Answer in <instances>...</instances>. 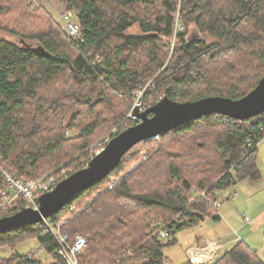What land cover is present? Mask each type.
Here are the masks:
<instances>
[{"label": "trees", "instance_id": "trees-1", "mask_svg": "<svg viewBox=\"0 0 264 264\" xmlns=\"http://www.w3.org/2000/svg\"><path fill=\"white\" fill-rule=\"evenodd\" d=\"M40 1L0 0V29L18 36L25 43L36 41V47L48 53L44 57L32 51V48L0 39V157L3 167L18 178H39L46 171L80 154L64 165L70 175L83 168L95 155L86 150L85 142L100 130V122L103 121L101 115L97 122L80 129L74 124L73 118L65 125L67 112H61L62 108L53 98L55 94L48 97L50 91L46 90L51 89L55 80L66 72L77 83L86 82L91 87L105 85L113 96L126 98L162 67L166 58L163 50L169 44L167 41L175 35L178 42L172 59L176 57L175 62L180 71H174L170 61L163 74L154 81V85L160 84L161 88L157 86L158 89L171 100L181 97L182 100H195L210 96L237 100L250 92L264 76V65L248 68L244 61L264 63V0H57L63 12L73 14L72 21L79 26L81 40L64 33L49 10L40 5ZM19 22H23L19 25L20 31L11 27L13 23ZM178 22L184 32L176 28ZM135 24H138L140 36L129 34ZM189 28L218 41L228 40L232 45L228 52L242 56L244 62L241 64L243 70L248 72L247 76L245 73L233 75L235 79L228 83L224 79L226 77L206 72L204 63H213L224 52L218 42L207 44L203 40H195L188 43L183 40ZM141 52L142 56L135 59L134 67L129 68V61L134 58V54L140 55ZM96 57L101 58V62L94 63ZM182 72L184 74L178 78L177 75ZM97 88L95 92L99 91ZM44 93L46 96H43ZM82 99L88 104L89 110L99 103L110 102L102 91L97 96L91 93ZM139 106L143 110L142 105ZM117 113L111 118V130L124 117L123 112ZM128 120L127 126L137 123L131 118ZM78 129L79 137H65L66 131ZM81 134L84 137L83 144L78 143ZM112 136L109 134L107 140ZM263 139L264 113L244 121L218 115L193 120L158 139L138 143L125 155L137 147L145 150L147 145L159 141L166 143L176 140L179 147L184 142L186 146L200 149L213 145L220 162L216 178L212 176L213 166H204L198 174L203 179L196 181L197 187L180 180L181 184L172 192L165 191V195L151 193L145 187L135 193L134 188L137 186L129 181L130 176L122 179L118 185L113 186L111 181L115 174L125 169L124 155L108 177L88 188L58 214L42 223L0 234V248L8 246L12 249L20 242L34 238L49 256V264H67L56 254L55 241L45 222L52 225L60 223L62 233L70 236L81 234L87 238L86 248L79 255L78 264H98V261H92L97 257L96 252L106 249L110 252L109 247L114 241L118 248L112 252V258L116 261L111 264H164L163 250L176 242L173 237L175 233L198 224L200 216L203 219L210 217L215 222L219 220L212 206L213 202H217L212 191H222L243 180H261L256 156L257 146ZM248 143L252 147H248ZM161 149L148 152L151 156L150 165L160 161L159 152L166 153L163 146ZM169 157L173 158L172 155ZM137 161L138 158L132 160L131 164ZM43 165L50 167L44 171L41 168ZM168 171L175 180L180 179L176 167L170 166ZM144 175L145 171L142 170L141 176ZM191 189L197 193L205 190L213 200L208 198L209 202H206L199 199ZM96 196L97 199L91 205L87 204ZM110 196V200L116 196L115 199L118 197L120 200L132 201L138 208L157 211L148 215L150 218L145 222V227L143 223L139 226L131 212L122 211L127 219L113 216L107 202L101 200L102 197ZM94 204H98V208L106 207L104 216L109 223L100 225L106 227L101 235H93L96 223L90 225L87 222L88 215L98 211L94 212ZM26 207L25 201L19 199L16 207L0 215V218L11 216ZM83 209L86 210L80 214ZM165 212L170 214L166 215ZM177 215L181 216L182 221L176 222L172 218ZM159 225L169 231V239L165 242L157 236ZM129 238H132L133 243L128 241ZM255 253L244 241L239 240L212 264H264ZM0 264L44 263L37 261L34 253H29L13 254L7 259L1 257ZM105 264H109V260ZM184 264L190 263L186 261Z\"/></svg>", "mask_w": 264, "mask_h": 264}, {"label": "rangeland", "instance_id": "rangeland-1", "mask_svg": "<svg viewBox=\"0 0 264 264\" xmlns=\"http://www.w3.org/2000/svg\"><path fill=\"white\" fill-rule=\"evenodd\" d=\"M39 3L41 6L43 5L46 7V9L49 10L51 15L60 24L63 32L65 33L64 31L65 23H63L64 19L62 18L65 12H63L61 4L57 0H41ZM6 22L7 21H5V23ZM21 23L23 22H19L18 24L13 23L11 27H13V29L17 31H20L21 29L19 25ZM30 25H32V23H30ZM180 25H181L180 22H178L177 24L178 31L184 32L183 27ZM35 26H37V24H35ZM6 27H8V24L6 25ZM129 34L140 36L138 24H135L133 26ZM0 39H5L20 47L25 46V47L35 48L36 43H37L36 41L26 42V43L22 42L18 36L8 34L2 28L0 29ZM182 39L186 40L188 43L191 41L195 42V40H198V41L203 40L207 42V44L216 43V42L220 43L222 47V52L224 53L221 56H219L213 63H206V64L204 63V66H205L206 72H210L214 76H218L220 74L221 76L226 77L224 79H227L228 83L232 79H235L237 75L239 76L245 73V76H247L248 72L243 70L241 62L245 61L247 63L248 68L261 67L264 65V63L257 61V60L251 61V62H249L248 60L243 61L241 55L230 53L231 51L228 52L229 50H231V47H232L231 43L228 42V40L218 41L216 38L208 36V34L203 36L199 34L198 31L194 28H189L188 31L184 33V37ZM167 42L169 44L168 46L166 44V47L163 50L164 54L166 55V58L164 60L162 67L157 69L154 75L153 76L151 75L145 81L144 85H141L140 87H138L136 90L130 93V95L127 96L126 98H118L116 96H113L109 90H106L107 87L105 85L102 87L101 86L91 87V85L86 82L77 83L76 81H74L73 77L67 74V72L64 75L59 76L55 80V82L51 86V89L49 88L46 90L47 92L50 91V94L48 97H50V95L55 94L53 98L57 100V104L60 105L59 107L62 108L61 112H67L65 115V125H68L69 122L73 118L74 124L80 129L81 127L85 125L88 126V125H91L92 123L97 122L98 118H100L99 116L101 115V117L103 118V121L100 122L101 123L100 130L98 131L96 135L90 136L89 138H87L85 142L87 144V148H86L87 151H91V152H94V154H96L97 152L100 151L101 148L104 147V144H106L107 136H109V134L112 136L113 134H117V132L121 128H124L123 130H125L126 128L132 126V124H129L127 126V124L129 121L128 119L130 118L129 115L132 109L136 105L141 104L143 109L149 108V106L154 105L156 102H158L165 96L163 95V91L158 89V87H160L159 86L160 84L154 85V81L157 80L163 74L166 67L169 65L170 61L172 62V65H173L172 69L174 71H178V72L180 71L179 66H177L175 62L176 57L172 59L175 53L174 52L175 47L178 42L177 38H175V35H174ZM134 55H135L134 58H132L129 61V68L134 67L135 59H138L137 57L142 56V52L140 55L139 54L138 55L134 54ZM141 60L143 61L144 59L141 57ZM96 62L97 63L101 62V58L94 60V63ZM183 74L184 72L178 74L177 77L179 78V76L181 77ZM233 75H236V76L233 77ZM95 88H97L99 91L95 92L96 91L94 90ZM100 91H102L108 96V99H110V102L109 103H103V102L99 103L96 107L94 108L91 107L93 108L92 110H89L88 104L86 103L84 99H82V97L83 96L89 97L91 93L94 96H97ZM157 91H162V92H157ZM43 96H46V93H44ZM189 97H193V96L189 95ZM195 100H198V99H195ZM195 100H191V99L182 100V97H181L173 101L178 102V103H183V102H190V101H195ZM117 111L123 112L124 117H122L119 123L111 130L110 129L112 126L111 123H113L111 122V118L113 116L118 115ZM51 120H53V115L51 117ZM51 122L52 121H50V123ZM79 129L66 131L65 137L67 139H75L79 137L80 135ZM168 140H170V138ZM78 141H79L78 143L83 144L84 137L82 134ZM161 146L165 148V152L167 154L166 153L161 154L159 152L160 161L157 160L158 162L155 161L152 165H150L151 156L149 155L148 152L149 151L153 152V150L157 151L161 149ZM187 146L183 142L181 143V146L179 147L177 144V141L172 140V141H167L166 143H163L160 141L155 142L152 145H147L145 147V150H142L141 148L137 147L136 149L133 150L132 153H130L129 155L127 154L128 156L125 155L123 157V161L125 163L124 164L125 169L123 166V169H124L123 172H119L114 175V178L111 180L113 186L118 185L122 179H125L128 176H130L128 177L129 181H131L133 185L137 186L134 188L135 193L138 189L145 187L146 191H149L151 193H157L159 195H165L164 193L165 191L168 190L169 192H172L175 188L178 187V185L181 184L180 182L184 180H186L190 184L189 186L197 187L196 181L203 179V177H198V174L201 173L200 169L204 166L208 168L213 166V170H211V172H212L213 178H216L218 172L220 171V168H219L220 162L218 160V156L215 153L216 151L213 145L212 146L207 145V147L203 149H200L199 147L194 148L190 145H187ZM168 153H171V154H168ZM169 155H172L173 158L169 157ZM79 156L80 154H77L76 156L72 157L71 160L46 171L45 174L41 175L40 177L51 174V173H55V175L57 176L59 172H62V171H64L66 174H69L70 172L69 169H66L64 165L69 163L70 161H73L75 158ZM136 158H138L137 163L131 164L132 160H135ZM257 158L259 159L257 162V167L262 174V178L261 180H259V182H250L248 180H243V181L238 182L235 186H230L219 192L212 191L211 193L214 198H217L219 200L222 208L230 210L231 209L230 207L233 206L237 209L239 214L244 212L249 218H251L253 224L258 226V229L255 230L257 231V233L255 235H254V232L251 233L253 237H251V239L249 240V243L251 244L252 242L256 241V245H252L251 247L256 250L255 254L258 257H259V254L257 251L261 252L262 254H260V258L264 260V191L261 190L257 194H255L256 193V192L254 193L255 190H253L249 186V183H250L251 185H253V187H262L263 186L262 184L264 183V139L258 144ZM170 166H174L179 170L178 176L180 179L175 180L174 177H172L169 174L168 168ZM49 167L50 165L48 166L43 165L41 168H44V171H45ZM54 170L56 171L54 172ZM142 170L145 171L144 176H141ZM247 185L249 187H247ZM208 188H210V186ZM238 189H240V193L236 194V192L239 191ZM191 191L194 196H197L198 193L194 189H191ZM204 191H201L200 194L203 193ZM252 193H254L255 195ZM251 194L253 196H251ZM99 195L100 194H98V196ZM98 196L94 197L91 201H87V204L90 203L91 205L92 202L95 201ZM245 196L246 198L250 197L248 202L243 201ZM111 197L112 196L108 198L102 197L101 200L103 199L104 201L107 202V205L110 211L112 212L113 216L118 217V218L119 216H121V218L127 219L124 216L122 211L131 212L132 214L135 215L133 219L137 222L139 226L141 225V223H143L142 224L143 226L145 222L149 220L150 217H148V215H150L152 212L157 211V210L153 211L151 209L145 210V207L138 208L135 204L132 203V201L129 202L128 200H123V199L120 200L118 197L117 199H115L116 196L112 198L111 199L112 201H111L110 200ZM210 200L212 201L213 199H210ZM94 207H95L94 212L96 210L98 211L92 214L90 213L87 217L88 219L87 222L90 225L92 223H96L95 230L92 231L93 235L94 234L101 235L106 230L105 229L106 227L105 226L102 227L100 225L104 224L105 222L109 223L108 221H106V217L104 216L106 212V207L101 206L102 208H98L99 207L98 204H94ZM247 207H250V209L253 210L254 213L249 212ZM84 210L86 209H83L80 212V214ZM116 210H118V212ZM220 210L221 209H219L218 212ZM165 214L169 215L170 213L165 212ZM254 215L256 216L255 220H257L258 222H255L252 219ZM77 216L78 215H76V217ZM172 218L175 219L176 222H180V220L182 221V218L180 215L174 216ZM69 220L71 219L69 218ZM204 221L205 222L203 223L204 225L203 227L214 223L209 218H206V220ZM241 223H243V221ZM56 225H60V223ZM56 225L51 224L52 227ZM145 226L146 225H144L143 227ZM253 227L254 225H251V226L245 227V229H252ZM173 237L176 240V242L172 246L166 247L163 250L164 262L167 264H184L187 260V258L184 256V249L186 248L187 244H190L192 242L191 230L178 231L177 233H175ZM219 238L220 239H217V240L221 242L222 244H224L223 237H219ZM86 241H87V238H86ZM128 241L132 242V238H129ZM206 241L207 240H205V242ZM112 244L113 245L109 247L110 252H107L106 251L107 249L105 251L98 250L96 252L97 257L93 258L92 261H98V264H105L106 261L108 260H109V264L113 263V261H116V259L112 258V254H113L112 252H114V250L118 248V244H116L115 241ZM29 253H34L36 260L41 263L49 264L51 262L49 256L46 255L45 251L41 248L37 240L34 238H29L23 242H20L12 249L9 248L8 246H5L4 248H0V258L2 257L5 259L10 258L13 254L25 255Z\"/></svg>", "mask_w": 264, "mask_h": 264}, {"label": "water", "instance_id": "water-1", "mask_svg": "<svg viewBox=\"0 0 264 264\" xmlns=\"http://www.w3.org/2000/svg\"><path fill=\"white\" fill-rule=\"evenodd\" d=\"M32 51L44 57L48 56V53L39 47L32 48ZM262 113H264V76L249 93L237 100L212 96L178 103L164 96L147 109L142 110L136 105L129 117L137 123L113 134L105 146L83 168L59 181L52 191L41 194L37 198V209L26 207L11 216L1 217L0 234L42 223L58 214L88 188L108 177L118 166L121 158L140 142L158 139L171 130L205 116L218 115L244 121ZM200 219L202 221L203 217L200 216Z\"/></svg>", "mask_w": 264, "mask_h": 264}, {"label": "built area", "instance_id": "built-area-1", "mask_svg": "<svg viewBox=\"0 0 264 264\" xmlns=\"http://www.w3.org/2000/svg\"><path fill=\"white\" fill-rule=\"evenodd\" d=\"M73 14L66 12L63 14L64 31L74 39L81 40L79 26L72 21ZM176 28L178 26L176 25ZM100 59L96 57L94 60ZM229 119V118H228ZM108 140H106L107 142ZM248 147H252L250 143ZM68 176L64 171L59 175L48 174L34 179L18 178L16 175L5 169L1 163L0 157V215L9 212L16 207L17 200L25 201L27 207L33 209L38 208L37 198L44 193L50 192L54 189L55 185ZM206 202H209L207 192H200L196 196ZM213 208L220 207L219 202L212 203ZM45 221V220H44ZM245 223H249L247 216H244ZM47 225L48 230L51 232L56 244V254L59 255L67 264H78L79 255H81L87 245L86 238L81 234L70 236L67 233L60 231V225L51 226ZM157 236L161 240L169 239V231L165 226H158ZM227 249L225 244H222L217 239L207 240L202 246L190 247L185 255L190 264H212L220 255Z\"/></svg>", "mask_w": 264, "mask_h": 264}, {"label": "crops", "instance_id": "crops-1", "mask_svg": "<svg viewBox=\"0 0 264 264\" xmlns=\"http://www.w3.org/2000/svg\"><path fill=\"white\" fill-rule=\"evenodd\" d=\"M256 159L258 162L259 159L257 158V156H256ZM257 182H259V181H257ZM262 185H263L262 187H253V185H251L249 183L250 188L255 190L254 191V193L256 192L255 194H257L261 190L264 191V183ZM249 186L247 185V187H249ZM238 190L239 191L236 192V194L240 193V189H238ZM254 193H252V194H254ZM252 194H251V196H253ZM249 198L250 197L246 198V196H245L243 201L248 202ZM215 201L219 202V200L217 198ZM230 208H231L230 210L225 209V208H222V206L220 205V207L215 210V211H217L216 213L219 217V220L217 222L213 221L212 218H210V217H205L202 221L200 220L198 224L183 229V230H191V238H192V242L190 244H187L186 248L184 249V256L185 257H186L185 253L190 247L202 246L205 243V240L220 239L219 237H223V239H224L223 242L227 246V248H229L231 245H233L237 241L242 240V241H244V243H246L250 247L251 250L256 251L255 249H253L251 247L252 245H256V241L252 242L250 244L249 240L251 239V237H253V235H251L252 232H254V235L257 233V231H255V230L258 229V226L253 224L251 218H249L244 212L239 214L235 207L232 206ZM219 209H221V210L218 212ZM247 209L249 212L254 213V211L251 210L250 207H247ZM244 211H246V210H244ZM244 216L248 217L249 223H245ZM255 217L256 216L254 215L252 217V219L255 222H258L257 220H255L256 219ZM206 218H209L214 223L203 227L204 226L203 223L205 222L204 220H206ZM242 221L245 225L243 223H241ZM247 225L248 226L254 225V227L252 229H245V227H248ZM163 242H165V241H163ZM257 252H258L259 258H260V254H262V253L259 251H257ZM260 259L263 260L262 258H260ZM186 261H188V260H186ZM164 264H167V263L164 262Z\"/></svg>", "mask_w": 264, "mask_h": 264}, {"label": "bare ground", "instance_id": "bare-ground-1", "mask_svg": "<svg viewBox=\"0 0 264 264\" xmlns=\"http://www.w3.org/2000/svg\"><path fill=\"white\" fill-rule=\"evenodd\" d=\"M7 213V212H6ZM5 214V213H4ZM3 215V214H2ZM56 247V246H55ZM56 249V248H55Z\"/></svg>", "mask_w": 264, "mask_h": 264}]
</instances>
